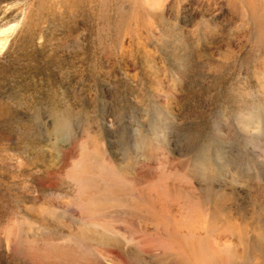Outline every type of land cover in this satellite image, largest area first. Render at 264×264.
Listing matches in <instances>:
<instances>
[{
  "label": "rangeland",
  "instance_id": "obj_1",
  "mask_svg": "<svg viewBox=\"0 0 264 264\" xmlns=\"http://www.w3.org/2000/svg\"><path fill=\"white\" fill-rule=\"evenodd\" d=\"M0 264H264V0H0Z\"/></svg>",
  "mask_w": 264,
  "mask_h": 264
}]
</instances>
